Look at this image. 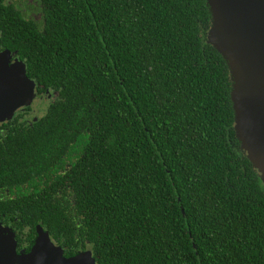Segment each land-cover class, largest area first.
Here are the masks:
<instances>
[{
    "label": "trees",
    "instance_id": "trees-1",
    "mask_svg": "<svg viewBox=\"0 0 264 264\" xmlns=\"http://www.w3.org/2000/svg\"><path fill=\"white\" fill-rule=\"evenodd\" d=\"M15 1L0 0V49L52 97L0 122L15 252L39 226L94 264H264V182L205 0H34L37 19Z\"/></svg>",
    "mask_w": 264,
    "mask_h": 264
},
{
    "label": "water",
    "instance_id": "water-1",
    "mask_svg": "<svg viewBox=\"0 0 264 264\" xmlns=\"http://www.w3.org/2000/svg\"><path fill=\"white\" fill-rule=\"evenodd\" d=\"M210 15L206 42L225 61L233 130L241 151L264 182V0H205ZM0 52V122L28 105L34 85L23 65ZM0 264H94L88 250L62 255L36 226L27 253L15 252L12 232L0 227Z\"/></svg>",
    "mask_w": 264,
    "mask_h": 264
},
{
    "label": "rangeland",
    "instance_id": "rangeland-1",
    "mask_svg": "<svg viewBox=\"0 0 264 264\" xmlns=\"http://www.w3.org/2000/svg\"><path fill=\"white\" fill-rule=\"evenodd\" d=\"M15 2L18 3V5L22 10H29L30 14L35 19L39 18L38 3H35L34 0H16ZM48 100L50 99H47L44 94H35V92L33 91V97L30 100L29 104L22 107L28 106L27 107L28 111L26 115H28V117L30 118L31 117L34 118L35 116L41 113L43 107H45V104L47 103ZM263 187H264V183H263Z\"/></svg>",
    "mask_w": 264,
    "mask_h": 264
},
{
    "label": "flooded vegetation",
    "instance_id": "flooded-vegetation-1",
    "mask_svg": "<svg viewBox=\"0 0 264 264\" xmlns=\"http://www.w3.org/2000/svg\"><path fill=\"white\" fill-rule=\"evenodd\" d=\"M1 51H2V49H0V52H1ZM10 58L12 59L11 56H10ZM35 94H37V93H35ZM45 97H46L47 99H51V98H52L50 93L45 94ZM27 107H28V106H27ZM27 107H19V108H18V111H20V112H22V113H24L25 111L27 112V111H28ZM23 246H24V244H23ZM15 249H16V248H15ZM19 249H23V248L21 247V248H18V250H19Z\"/></svg>",
    "mask_w": 264,
    "mask_h": 264
}]
</instances>
